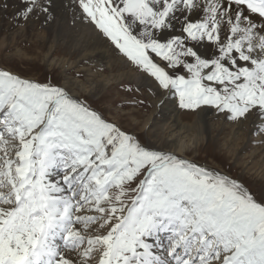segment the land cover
Here are the masks:
<instances>
[{"label":"snow or ice","instance_id":"1","mask_svg":"<svg viewBox=\"0 0 264 264\" xmlns=\"http://www.w3.org/2000/svg\"><path fill=\"white\" fill-rule=\"evenodd\" d=\"M14 7L18 21L57 9ZM73 10L161 106L251 119L264 137V0ZM0 264H264V190L141 139L67 86L0 68Z\"/></svg>","mask_w":264,"mask_h":264},{"label":"bare ground","instance_id":"2","mask_svg":"<svg viewBox=\"0 0 264 264\" xmlns=\"http://www.w3.org/2000/svg\"><path fill=\"white\" fill-rule=\"evenodd\" d=\"M5 2L9 4V8L4 10L0 7V48L8 50V56L24 53L18 45L19 41L35 36L44 48L45 58L50 63L63 67L65 70L63 85L75 95L87 92L92 96H99L112 84L125 79L141 89L148 87L150 90L149 81L116 56L90 25L78 19L77 13L73 10L74 0H55L57 9L54 19L45 20L41 16L30 17L26 21L22 19L18 21L14 17L16 10L14 5L19 6V0H0V6ZM21 23H24V26L19 27ZM59 45H64L68 49L66 57L55 55ZM79 68L85 72V80L72 76L70 72ZM183 111L174 104L168 107L161 106L152 95V109L144 125L154 130V140L151 141L175 154L184 155L192 148L199 150L207 146L209 139L207 141L205 139L213 135L214 129L220 131L219 136L225 129H229L230 134L225 135L223 140L225 148L234 155L249 154L251 159L246 160L248 164L261 170L264 176V142H261L264 137L257 135H255L257 139L252 137L251 119L241 125L218 116L214 110L194 113V118L185 119Z\"/></svg>","mask_w":264,"mask_h":264},{"label":"rangeland","instance_id":"3","mask_svg":"<svg viewBox=\"0 0 264 264\" xmlns=\"http://www.w3.org/2000/svg\"><path fill=\"white\" fill-rule=\"evenodd\" d=\"M24 26V23L19 24V27ZM39 31V30H38ZM28 37L24 41H19V47L24 53L8 56V50L0 48V68L12 71L20 75L22 78L30 79L35 82H52L58 85H63L65 78V70L63 67L50 63L44 56V48L38 38ZM64 46V45H63ZM59 45L56 50L58 57H66L68 49ZM19 57V58H18ZM47 60V61H46ZM116 69V67H114ZM73 69L72 76L86 79V74L83 71ZM107 73L108 70L105 69ZM131 88L129 92L127 89ZM139 89V91H137ZM81 98L88 100L94 107L105 111L111 118L118 120L129 131L135 132L141 139L154 140V130L151 127H145V119L152 109V93L148 87L139 88L125 79L122 82L114 83L99 96H92L87 92H81ZM143 100L144 104H133L132 101ZM184 118H194V113L184 110ZM220 131L214 129L213 135L209 136L205 141L209 144L204 148L196 150L192 148L184 155V157L198 165L205 166L209 169L216 170L222 174L236 178L243 182L254 192L264 190V176L258 168H252L246 160H249V154H233L228 148L223 145L225 135L230 134L229 129H225L221 136ZM218 137L220 140H218ZM257 139V136L252 135ZM211 138V139H210ZM258 170V171H256ZM262 175V176H261Z\"/></svg>","mask_w":264,"mask_h":264}]
</instances>
